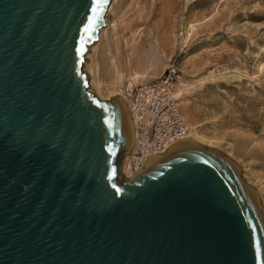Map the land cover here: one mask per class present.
Here are the masks:
<instances>
[{
  "label": "water",
  "instance_id": "1",
  "mask_svg": "<svg viewBox=\"0 0 264 264\" xmlns=\"http://www.w3.org/2000/svg\"><path fill=\"white\" fill-rule=\"evenodd\" d=\"M111 0H0V264H264L226 156L174 142L128 178L123 102L81 70Z\"/></svg>",
  "mask_w": 264,
  "mask_h": 264
},
{
  "label": "rangeland",
  "instance_id": "2",
  "mask_svg": "<svg viewBox=\"0 0 264 264\" xmlns=\"http://www.w3.org/2000/svg\"><path fill=\"white\" fill-rule=\"evenodd\" d=\"M112 3L104 35L87 48L91 71L81 68L93 80L86 90L122 98L173 64L188 136L233 162L264 210V0Z\"/></svg>",
  "mask_w": 264,
  "mask_h": 264
},
{
  "label": "built area",
  "instance_id": "3",
  "mask_svg": "<svg viewBox=\"0 0 264 264\" xmlns=\"http://www.w3.org/2000/svg\"><path fill=\"white\" fill-rule=\"evenodd\" d=\"M177 69L168 65L154 80L121 91L131 121L132 143L126 156L128 176L142 167L146 157L163 153L187 135L174 86Z\"/></svg>",
  "mask_w": 264,
  "mask_h": 264
},
{
  "label": "bare ground",
  "instance_id": "4",
  "mask_svg": "<svg viewBox=\"0 0 264 264\" xmlns=\"http://www.w3.org/2000/svg\"><path fill=\"white\" fill-rule=\"evenodd\" d=\"M114 0H111L110 2H109V4H108V6H107V9H106V12H105V14L106 13H108V11L110 10V8H111V5L113 4L112 2H113ZM107 26V22H106V18H105V15H104V27H102L101 29H99V31H98V33H97V39H96V41H94L91 45H89V47H91V46H94V45H96L99 41H100V38H102V35H104V30L107 28L106 27ZM88 47V48H89ZM89 60V55H88V49H87V51H86V53L84 54V62H83V64H82V66H81V68H83L84 70H87L88 71V73L91 71V65H89V63L88 62H86V61H88ZM84 63H85V65H84ZM84 65V66H83ZM87 77V76H86ZM92 83H93V80L90 78L89 79V81H88V78H87V88H90V87H92ZM88 91V90H87ZM91 91V90H90ZM89 91V92H90ZM122 102H123V104H124V106H125V102H124V100L122 99V98H119ZM126 107V106H125ZM127 113H128V111H127ZM128 116H129V114H128ZM130 119V118H129ZM131 122V121H130ZM188 129V128H187ZM188 132V131H187ZM131 134H132V130H131ZM183 139H188V140H190V141H192V142H194V143H196V144H198V145H201V146H203V147H205V148H209V147H211L212 148V146H211V142L210 141H208V140H206V139H204L203 137H201V136H199L198 134H196V133H193V134H191V135H189L188 136V133H187V135L184 137V138H181V139H179V140H183ZM179 140H177V141H179ZM176 142V141H175ZM131 143H132V141H131ZM174 143V142H173ZM172 143V144H173ZM171 144V145H172ZM170 145V146H171ZM169 146V147H170ZM130 150V149H129ZM129 152V151H128ZM127 154L128 153H126L125 155H123V156H121V158H120V161H119V167L121 166V169H120V171L122 170V172H123V175H124V178H128L129 176H128V174H127V169H126V166H125V162H126V156H127ZM158 155V154H157ZM122 175V174H121ZM250 187V186H249ZM253 189V188H252ZM255 192V191H254ZM257 196V195H256ZM258 198V197H257Z\"/></svg>",
  "mask_w": 264,
  "mask_h": 264
}]
</instances>
